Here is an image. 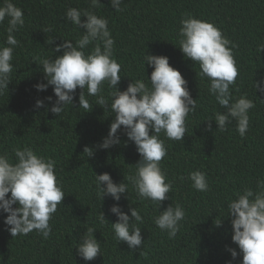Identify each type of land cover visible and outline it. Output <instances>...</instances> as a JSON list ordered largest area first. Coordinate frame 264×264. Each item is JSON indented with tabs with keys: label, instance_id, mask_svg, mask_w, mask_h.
<instances>
[{
	"label": "trees",
	"instance_id": "16d2710c",
	"mask_svg": "<svg viewBox=\"0 0 264 264\" xmlns=\"http://www.w3.org/2000/svg\"><path fill=\"white\" fill-rule=\"evenodd\" d=\"M11 2L23 10L25 23L14 33L19 46L13 53L9 91L0 95V153L7 152L14 160V148L29 147L54 160L65 197L49 222L52 231L47 239L35 230L13 238L4 224L7 213L0 212V264H241L242 256L233 260L226 250L239 251L231 239L230 218L225 217L220 226L215 225V220L226 215L227 202L237 192L242 193L246 187L255 191L257 180L264 179V92L254 88V81H264V51H257L258 45L264 44V0H123L119 12L110 0H100L101 5L91 9L109 22L115 41L113 58L121 65V91L131 80L145 79V74L150 78L153 69L147 64L145 70L143 67L146 53L167 56L170 66L187 80L192 98L197 99L195 110L186 118L183 141H170L161 134L167 148L161 168L166 182L172 181L173 187L160 210L150 201L138 199L127 180L129 194H122L120 201L109 196L101 201L97 195L95 174L109 173L118 184L124 181V175L134 174L135 167L129 165H135L140 156L123 126L117 133L119 144L106 150L97 147L108 135L113 117L95 105L96 97L88 96L85 89V97L93 105L90 112H85L79 108L78 87L73 108L66 106L55 116L49 110L56 100L52 86L45 91L34 87L46 83L42 66L37 65L40 60L52 58L53 53L54 57L62 55L63 51L55 52V47L63 40L75 43L84 31L64 19L66 10L90 9V0ZM188 15L212 23L230 41L228 47L239 73L230 87L231 102L244 95L255 104L249 110L250 127L244 137L236 131L235 121L223 132L214 120L211 130L207 129L205 120L224 109L209 94L208 81L196 74L199 66L185 59L178 48L179 22ZM6 28L7 19L0 25L2 46H7ZM108 94L105 83L102 95L107 98ZM37 100H43L45 106L35 108ZM85 146L93 149L92 157L84 154ZM197 170L207 176L206 192L192 189L187 179ZM116 203L126 214L130 215L131 206L143 217V223L138 225L144 241L140 250L129 249L126 243L113 238L110 223L117 222V217L109 209ZM170 204H180L185 210L181 228L172 239L154 223ZM100 211L109 224L99 223ZM88 227L96 228L94 237L101 243V255L93 261L83 260L75 249Z\"/></svg>",
	"mask_w": 264,
	"mask_h": 264
},
{
	"label": "clouds",
	"instance_id": "9594fccd",
	"mask_svg": "<svg viewBox=\"0 0 264 264\" xmlns=\"http://www.w3.org/2000/svg\"><path fill=\"white\" fill-rule=\"evenodd\" d=\"M122 3L123 0H110L117 12L122 11ZM100 5V0H90V9L69 7L66 10L64 19L84 31L75 43L63 40L55 47L54 51H63L62 55L54 57L53 53L52 58L40 60L37 65L42 66L46 83H38L34 87L37 91H45L52 86L56 100L49 110L55 116H59L66 106L73 108L78 87L81 90L79 108L85 109V112H90L93 107L85 97V89L88 96L96 97L95 105L113 117L108 135L97 147L106 150L119 144L117 133L123 126L124 134L134 143L140 156L135 165H129L135 167L134 174L124 175L123 182L115 183L106 172L95 174L97 195L101 201L109 196L118 202L122 194L128 193L127 180L138 199L148 200L160 210L173 187L172 181L166 182V173L161 168L160 162L167 156L161 134L170 141H183L187 132L186 118L195 110L197 99L192 98L187 80L179 70L170 66L167 56L146 53L143 67L145 70L147 64L153 69L150 78L145 74V79L131 80L126 90L121 91L118 87L122 78L121 65L113 58L115 41L108 27L109 22L91 10ZM81 17H86V20L82 21ZM6 19L7 46L0 45V95L9 91L14 68L13 53L19 46L14 33L25 23L23 10L11 0H3L0 5V25ZM179 23L178 48L185 59L199 66L200 71L196 74L208 81L209 94L224 109L223 112H216L214 118L205 120L208 122L207 129L211 130L214 120L217 129L223 132L235 121L236 131L244 137L250 127L248 113L255 104L244 95L231 102L230 87L235 85L239 73L232 50L228 47L230 41L212 23L191 15L182 18ZM42 31L45 33V30ZM90 45L92 47L86 53L85 49ZM257 51H264V44H259ZM105 83L109 89L107 98L102 95ZM254 88L256 92H264V81H254ZM46 99L52 101V97ZM44 106L43 100L36 101L35 108ZM12 151L14 160L7 152L0 153V212L7 213L4 224L13 238L35 230L47 239L52 231L49 222L65 197L55 174V161L38 155L29 147H17ZM83 152L87 157L94 155L93 149L88 146ZM187 179L195 191L209 190L204 172L193 171ZM126 198L129 199V195ZM109 211L117 217V222L110 223L113 238L119 243H126L129 249L140 250L144 242L138 226L143 223L140 212L130 206L128 215L118 203L113 204ZM225 217L231 220V239L239 249H226L232 259L242 256L241 264H264V179L257 180L255 191L246 187L242 193L237 192L235 198L227 202L226 215L216 219L215 225L220 226ZM184 219V208L180 204L175 207L170 204L160 211L154 223L172 239ZM97 220L101 225L109 224L102 211ZM95 231L96 228L88 227L75 247L77 255L85 261H93L101 255V243L94 237Z\"/></svg>",
	"mask_w": 264,
	"mask_h": 264
}]
</instances>
